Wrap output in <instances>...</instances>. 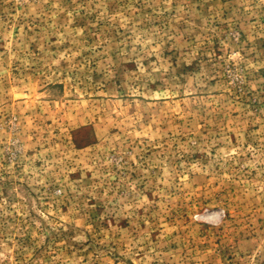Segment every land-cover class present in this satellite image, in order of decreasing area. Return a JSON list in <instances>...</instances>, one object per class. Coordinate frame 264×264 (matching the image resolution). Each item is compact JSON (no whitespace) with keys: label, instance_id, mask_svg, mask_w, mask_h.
Segmentation results:
<instances>
[{"label":"rangeland","instance_id":"obj_1","mask_svg":"<svg viewBox=\"0 0 264 264\" xmlns=\"http://www.w3.org/2000/svg\"><path fill=\"white\" fill-rule=\"evenodd\" d=\"M0 264H264V0H0Z\"/></svg>","mask_w":264,"mask_h":264}]
</instances>
